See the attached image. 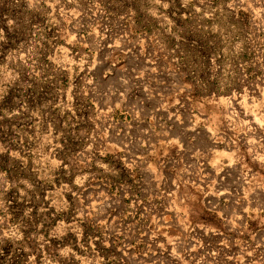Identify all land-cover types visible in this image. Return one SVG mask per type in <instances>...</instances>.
<instances>
[{
	"label": "rangeland",
	"instance_id": "1",
	"mask_svg": "<svg viewBox=\"0 0 264 264\" xmlns=\"http://www.w3.org/2000/svg\"><path fill=\"white\" fill-rule=\"evenodd\" d=\"M263 142L264 0H0V264H264Z\"/></svg>",
	"mask_w": 264,
	"mask_h": 264
},
{
	"label": "bare ground",
	"instance_id": "2",
	"mask_svg": "<svg viewBox=\"0 0 264 264\" xmlns=\"http://www.w3.org/2000/svg\"><path fill=\"white\" fill-rule=\"evenodd\" d=\"M264 143V142H263ZM263 145V144H262ZM259 149V148H258ZM264 149V148H263ZM264 160V159H263ZM197 233V232H196ZM211 264V263H210Z\"/></svg>",
	"mask_w": 264,
	"mask_h": 264
}]
</instances>
